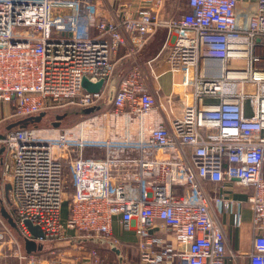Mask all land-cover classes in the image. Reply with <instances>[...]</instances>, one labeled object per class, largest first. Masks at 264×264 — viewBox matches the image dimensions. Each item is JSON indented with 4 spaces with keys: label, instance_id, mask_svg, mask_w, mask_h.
Returning a JSON list of instances; mask_svg holds the SVG:
<instances>
[{
    "label": "built area",
    "instance_id": "1",
    "mask_svg": "<svg viewBox=\"0 0 264 264\" xmlns=\"http://www.w3.org/2000/svg\"><path fill=\"white\" fill-rule=\"evenodd\" d=\"M183 2L189 10L171 19L160 52L125 75L109 109L71 126L16 129L0 139L1 184L13 185L14 217L29 239L86 235L120 245L117 221L139 236L144 264H226V232L214 199L236 225L249 205V264H264V0L249 12L239 0ZM134 4L118 0L109 16H99V0H0V123L99 102L117 60L158 30L156 10ZM163 65L167 70L159 71ZM168 72L165 93L158 82ZM84 78L103 84L88 91ZM229 181L245 199L222 191ZM68 184L75 187L71 194ZM210 185L222 193L212 198ZM27 221L45 235H31ZM78 246L99 263L97 247ZM8 257L73 264L63 247L23 252L0 218V259Z\"/></svg>",
    "mask_w": 264,
    "mask_h": 264
},
{
    "label": "water",
    "instance_id": "2",
    "mask_svg": "<svg viewBox=\"0 0 264 264\" xmlns=\"http://www.w3.org/2000/svg\"><path fill=\"white\" fill-rule=\"evenodd\" d=\"M167 1H170V3ZM176 2L177 0H164L162 14H160L158 19V30H156L153 39L134 55L123 58L116 63L112 77L108 83L106 93L99 102L85 107L72 105L69 107L42 110L28 115H14L0 123V139L4 138V135L7 132L16 129L71 126L87 117H91L109 109L114 102L120 83L125 75L135 66L136 63L154 58L160 52L162 46H164L163 44L165 43L169 33V23L175 14ZM167 4L173 8L171 10H167ZM97 14L99 16L101 15L99 11ZM102 84V80L99 82H92L88 78L83 79V85L88 91L96 92ZM4 151L5 146L0 143V166L3 160ZM12 186L13 185L10 181H5L2 186L0 176V218L6 222L12 233H14L13 235L21 245L23 252L44 253L54 248L75 246L85 243L92 244L99 249L110 250L115 253L118 264H126L125 253L122 248L112 239L105 237L80 235L53 242H38L29 239L22 232L18 226L16 217H14V214L17 213V209L13 203L14 201L10 198ZM2 194H4L6 201L3 200ZM26 224L28 230L31 232V235L36 237L45 235L39 226L34 225L29 221H27Z\"/></svg>",
    "mask_w": 264,
    "mask_h": 264
},
{
    "label": "crops",
    "instance_id": "3",
    "mask_svg": "<svg viewBox=\"0 0 264 264\" xmlns=\"http://www.w3.org/2000/svg\"><path fill=\"white\" fill-rule=\"evenodd\" d=\"M134 5L136 7L138 6H145V7H153L156 10V13L158 14V17L160 14H162V8H163V2L162 0L159 7H155L151 5L150 3H147L145 0H133ZM258 0H239L240 9L253 11L255 10L257 6ZM137 2H139L137 4ZM170 3V1H167ZM99 3L102 5V10H99L101 13L100 16H109L113 8L117 6L118 0H99ZM186 3L183 2V0H177L175 3L176 10L174 16L180 15L179 13H183ZM173 7L168 5L166 6L167 10H171ZM156 31L145 41V43L136 51L137 53L140 51L145 45H147L154 37V34ZM123 52V51H122ZM121 52V53H122ZM132 54V55H134ZM131 55L124 56L120 58L118 61H120L123 58H126ZM148 61V60H147ZM146 62V61H144ZM137 64V63H136ZM167 68V65H163L159 68V71L165 70ZM167 70V69H166ZM162 89L165 91V93L170 92L171 90V73L168 72L162 76L160 81L158 82ZM210 192L212 198L216 197V195L222 193L220 186L217 185V189L215 188V185H210ZM226 193L233 195L235 198L238 199H245L246 195L242 193V188L235 187L233 185V182L229 181L226 183V186L223 188ZM213 206L215 208V212L218 214L220 218V222L224 224L225 232H226V239H227V257H226V264H249V253L252 249V240H253V231H252V209L249 207L248 204H245V207L242 212V223L240 225H236L235 217L233 213H230L228 211H219V207L216 205L215 200L213 199ZM68 217V204L67 201L64 202L62 207V219L66 220ZM114 234L116 237L119 238L121 241V244L119 245L123 252L125 253V260L126 264H144L142 262L141 258V250L139 247V236L135 232L134 229H128V230H122L119 223L117 221L113 224ZM75 232L72 229L68 230L69 235H73ZM166 238L171 242L172 235L169 232L165 233ZM78 245L71 246L65 248V251L70 257H68L70 260L73 261V264H93L91 256L88 254L89 252H81L78 248ZM101 252L100 261L101 263L97 264H106V262H109L108 260L105 262L106 259H109L110 262L112 261L111 258H115L113 260L114 263L118 264V260L116 258L115 253L111 252L110 250H103L99 249ZM99 261V262H100ZM174 264H179L178 259H175Z\"/></svg>",
    "mask_w": 264,
    "mask_h": 264
},
{
    "label": "rangeland",
    "instance_id": "4",
    "mask_svg": "<svg viewBox=\"0 0 264 264\" xmlns=\"http://www.w3.org/2000/svg\"><path fill=\"white\" fill-rule=\"evenodd\" d=\"M238 6L240 7V5L238 4ZM1 109L2 110H4V111H6L7 110V106L6 105H2L1 106ZM93 154H92V150L91 149H86L85 151H84V156L85 157H91ZM14 234V233H13ZM5 246L7 247V244H5ZM67 247H71V246H66V247H63V248H67ZM57 248H54V249H52V250H50V251H46L45 253L46 254H49L51 251H55ZM5 252V253H4ZM9 254V253H11L10 251H9V249H7V248H3L2 249V254ZM70 256V255H69ZM101 259H102V257H101ZM107 260H109V259H106L105 260V262L107 261ZM0 261L1 262H4V261H6L8 264H19L18 263V261L14 258V257H8L7 258V260H4V259H0ZM110 261V260H109ZM99 263H101V261L99 262ZM108 262H106V264H107Z\"/></svg>",
    "mask_w": 264,
    "mask_h": 264
},
{
    "label": "trees",
    "instance_id": "5",
    "mask_svg": "<svg viewBox=\"0 0 264 264\" xmlns=\"http://www.w3.org/2000/svg\"><path fill=\"white\" fill-rule=\"evenodd\" d=\"M184 6H185L184 11L189 10V6H188L187 4L184 5ZM184 11H183V12H184ZM179 14H183V13H179ZM67 187H68V188H67L68 192L71 194V193L74 191V188H75V187H73L72 184H68ZM67 204H68V201H67ZM68 209H69V208H68ZM98 253H99L100 257H101V252H100L99 250H98ZM111 260H112L111 262L108 260L109 262H108L107 264H117V263H114V262H113V260H115V258L112 257Z\"/></svg>",
    "mask_w": 264,
    "mask_h": 264
}]
</instances>
